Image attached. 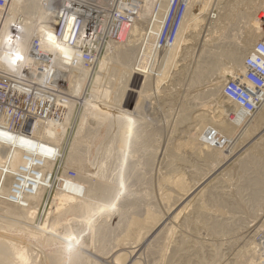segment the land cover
Instances as JSON below:
<instances>
[{
	"label": "rangeland",
	"instance_id": "rangeland-1",
	"mask_svg": "<svg viewBox=\"0 0 264 264\" xmlns=\"http://www.w3.org/2000/svg\"><path fill=\"white\" fill-rule=\"evenodd\" d=\"M227 1L228 0H220V4H218L219 6L221 5L220 7L217 5V7H215V2L211 1L214 3V6L210 3L208 12L211 13L213 10L214 18H211L209 14V22L202 21L199 23L198 27L188 32V43L178 48L177 56L173 61L174 63L172 62L170 64L168 67L169 70L166 72V77L162 79L158 85H155L153 81L159 70L156 72L148 71L147 69L146 72L149 74L145 75L150 76V83L147 81V85H143L144 80H142V76L138 75L140 73L136 71L134 63L138 54L136 51L137 47L130 65L131 67L129 66V71L132 73L130 78L127 77V75L125 76L116 71H112V69L99 70L98 64H102L101 62L107 56L111 55V49H113L114 43H111L110 46L105 48L102 55L99 56L100 58L94 69L75 72L74 68H70L72 73L70 72L69 75L66 76L67 80L64 78L65 75L61 77L58 76L57 81H60L62 78L65 82H68L67 86L65 85L66 89H63V91L67 93L68 102L73 103V106L70 108L73 109V113L68 116L64 115L61 120H59L61 123L67 125V128L65 127V132L62 133L64 136L61 135V138L63 136V140L61 138L57 139L56 137H51L50 139L48 136H45V139L48 138V142H51L52 148H54L51 152H56V156H54V154L50 156L55 164V169H53L51 177L48 173L50 163L44 165L47 166V168L44 169V172H46L44 176L46 179L48 178L47 181H49V189L46 192V196L37 207L35 217L31 220H22L19 223L27 227H34V225L37 224L42 227L45 219L49 221L52 216L54 217L57 213L55 203L57 201V198H55L57 192L66 193V189L62 187V185L66 183V180H63V176L66 174V176H80L81 174L82 176H90V182L99 179L102 180L100 182H103V185H105L104 190H106V194L104 195V192H98L93 196L94 199H92L94 201L92 202L97 206L95 207V211L92 212L93 214H90V218L87 217L89 220L84 218L82 214L80 215V213H78L79 215L70 214L75 215L76 218H72L69 213H65L67 215L64 214L66 216L65 219L69 217H71V219L69 218L64 224H59L56 227V232L52 234L56 241L53 242L56 243L54 244L55 248L53 247V243H48L54 248H52L53 250L59 247L61 248L62 245H60L61 243L59 242L68 239L66 240V242H68L65 244L69 247L73 245L72 247L79 249L82 255L84 254L83 257H85L86 260L85 264H128L129 262H135V260L137 261L135 264H206V262L209 263L208 261L211 259L212 262L215 261L213 264H250V260L253 256L250 249V241L252 240L254 242L253 245H256L254 246L256 253L254 256L258 255V257H264V249L258 241L260 239L264 240V187H255L254 181H252L261 178L262 175L264 177V123L257 127L253 125L252 128L254 129L250 128L251 124H255L260 120L257 118H260L262 111H264L262 109L264 108L262 106L254 115H249L245 118L246 120L244 119L243 122H241L237 120L232 109L226 112L224 111L229 105V101L224 99L226 97L223 95L225 88L229 86L231 82H240L242 78L241 75L244 73L243 70L242 74L234 73L236 76L234 74H229L231 64L226 54L231 50L240 51L242 49L247 35L252 31V27L258 26L255 12L257 13L258 10L263 8L264 0ZM229 2L234 4H228ZM189 4H192V0ZM222 4L225 6L223 9L221 8L223 7ZM48 7L50 6H46L43 9L45 12H49L46 16V20L51 28L53 19L50 14L52 12L50 11L52 9L50 10ZM188 7H190L188 11L192 8V13H196L197 15L201 14L202 6L199 2L194 3L192 7L191 5ZM23 12L24 11H20L21 18L29 22L31 16ZM260 13H258V16H261ZM187 15L188 12L186 16ZM18 16L19 15H16V17ZM37 22L38 20H35L34 23ZM137 24L139 23H136V25L134 24L133 27H139ZM36 32V29H34L32 33H24L26 36L24 37H28L29 39L27 40L29 42L31 37L40 35L37 34L40 32ZM129 33L132 34V31H129L122 42L118 43L123 45L126 39L128 40L127 36H129ZM173 34L175 33L172 32V35ZM192 35H194V37H191ZM172 37L173 36L169 37L171 41ZM258 37L260 38L261 35ZM257 40L258 38L253 43L255 44ZM253 43L248 47L244 55L248 53L250 50L249 48L254 45ZM58 50L60 49L52 50L51 58L55 56L57 52L62 54L61 51ZM70 55L71 53L65 56L69 57ZM160 61H162V59ZM162 64L160 62V66ZM54 67H56L54 70L57 71L58 75H63V73L66 72L64 71L65 69H62L61 65H54ZM153 69H155V67ZM201 69L202 71L205 70V74L204 72L200 73ZM3 71L8 70L3 69ZM208 71H210V74ZM17 74L18 73H15V75ZM45 76L44 74V78ZM224 78L227 81L224 80L222 83L220 93L217 94L219 97L215 95L212 97L210 96L211 100L217 97L216 99L219 101H216L219 102L218 104H221L218 106V104H213L210 98L207 97V90L211 88L210 84L214 81L218 79L223 80ZM39 89L42 90V88ZM204 91L207 93V96H205L206 93ZM223 100L224 106L222 102H220ZM68 102L65 105H67ZM140 102L141 104H139ZM55 103H57V101H55ZM60 104H58L57 107H61L62 104ZM65 105L62 106V113L67 110V106ZM30 108L31 111L29 110V112H33L35 106ZM92 110L96 112V116H99V119H94L95 121L92 119V123L88 126L89 122H91V120L89 121L88 119V113L92 112ZM42 112H44L43 109L39 108L38 105L34 111L36 115L34 118L39 121L34 122L32 120L29 122L23 120L24 118L22 117H24V115L19 111L17 124L23 127L25 131H28L31 127L39 126L43 124V121H40V119H46ZM83 112L85 113L83 119L84 124L80 126L78 131H75L77 127L76 124L79 121L78 119ZM115 113L122 114L126 116V118H120V120H118L119 122L121 121L119 124L117 122L115 123ZM241 113L242 112H239L238 114L241 115ZM9 119V116H7V118L1 116L0 127L6 126ZM27 122L30 124L26 127ZM113 122L114 124L112 125ZM116 128L119 129L116 131ZM141 129L146 131L144 132ZM39 131L40 130H38V132ZM148 131L150 132L148 133ZM216 131H219L218 140L220 144L216 143L215 145L213 144V140L214 142L216 140ZM132 132L134 133L132 134ZM94 134L97 136H93ZM150 134H152V136ZM92 136L95 137L93 141H91L93 138ZM132 138L134 141L132 140L131 143ZM80 140L82 142L77 146L79 148L77 149L78 152H75L79 154L82 162V165L78 167L76 163L72 164L71 160L68 161L72 149L69 150L67 146L71 144L74 146L76 142ZM70 141H72V143L68 145L67 143ZM8 146V150L16 148V137L12 138V144ZM18 146H20L18 152L21 153L22 142H20ZM214 151L225 155V158L223 157L219 162L217 160H220V158L212 159L210 155ZM157 152L158 154H156ZM247 152H250L249 155L251 157ZM252 155H254V157ZM29 164L28 170L30 172L41 168L37 166L32 167V161H30ZM98 171L100 174L103 173L101 174L103 176H98ZM176 180L183 182L185 191L175 186L174 183ZM196 182H199V185L198 183L196 184ZM91 184L94 183L92 182L86 185L87 188L90 187L89 185ZM192 184L193 188L191 187ZM109 186H112L111 189L113 190L111 191H114V194L108 189L109 194L107 195L108 191L106 188H110ZM183 191L187 193H183ZM166 192L167 194H165ZM162 193H164V196ZM168 194L170 197H166ZM234 194H237L238 197ZM100 195L102 197H100ZM183 195L186 197H183ZM112 196L114 197L112 198ZM136 196L141 198L139 199ZM120 197L122 199H127L122 200ZM166 198L168 199L166 200ZM107 199H109V202ZM124 200L125 202H123ZM5 201L8 202L6 199ZM173 202H175V204ZM123 203L127 206L123 205ZM185 203L187 205H185ZM183 205L185 206L183 207ZM205 208H207V210ZM149 209L155 211L160 217L162 216L161 223L159 222V224L152 228L144 237H138L137 234L139 230L137 228H130L127 220L135 216V218L142 217L143 219ZM121 210L123 211L122 214ZM2 211L3 210L0 209V214ZM131 213L134 214L132 215ZM119 214L121 215L119 216ZM142 214L143 216H141ZM187 214L189 216H187ZM81 216L87 219V222L85 220H83L84 222L81 221ZM0 218V245L2 247L6 246L3 244L5 242H13V246L16 245L15 247L18 246L19 249L26 252L28 251L27 253L28 255L30 254V258L33 259V256H35V258L37 257L36 259L34 258L36 261L33 259V264H38V262L39 264H50L48 252L51 253V251H53L52 249H48V246L44 245V243L40 244L39 241L36 242V240L34 241L32 238L25 237V235L20 237L18 234L15 235L13 232L5 230L7 226L3 225H6V223L8 225L11 220L9 218L6 220V218L1 217V215ZM30 221H32L31 223H34V225H32ZM126 224L130 229L126 227ZM256 224L258 226L259 224L262 225L257 228ZM1 225L2 229L5 227L3 231ZM250 225H254V229L257 228L254 235L253 232H249V229H253L252 227L250 228ZM103 227L107 228L104 229ZM95 228L97 229L95 230ZM126 229L133 232L132 234L134 235L130 236H133L132 240L129 236L125 235V233L129 232ZM48 230H50L49 227L45 226L42 233L48 235L50 234ZM99 232H102V236ZM120 233L127 236L129 240ZM55 234L57 235L55 236ZM96 235L98 236V240H95ZM57 236L63 240L56 238ZM67 237L72 238L70 240ZM136 237L139 239H136ZM26 239L28 240L26 241ZM100 239H103V241H99ZM69 240L73 243H69ZM115 242H117L118 245ZM43 245L45 247H43ZM99 245L100 247H98ZM103 245L108 247V249ZM49 248L51 247L49 246ZM156 249H159L158 251L160 252ZM126 252L130 255L128 256V254H125L127 258L122 257L126 261H115L117 254ZM2 264H5V261L2 262Z\"/></svg>",
	"mask_w": 264,
	"mask_h": 264
},
{
	"label": "bare ground",
	"instance_id": "bare-ground-1",
	"mask_svg": "<svg viewBox=\"0 0 264 264\" xmlns=\"http://www.w3.org/2000/svg\"><path fill=\"white\" fill-rule=\"evenodd\" d=\"M191 1V0H190ZM214 1L215 2V7L219 6L218 4H220V0H192V4H189L191 5V7L193 6L194 3H197L199 2L201 4V14L197 15L196 13H192V8L187 12H188V15L186 16L187 19L184 23V25L182 26L180 33L179 31H177L174 39H173V42L172 44L169 46V48L165 49L162 53V61H161V66L159 67V71L154 79V83L155 85H158V83H160L162 81V79H164L166 77V72H168L169 70V66L170 64L174 61L175 57L177 56V50L180 46H183V45H186L188 42H187V37H188V32L196 27H198L199 23L200 22H209L208 21V15L210 14V12H208V7H209V4L212 3ZM229 1V0H228ZM227 1V2H228ZM233 1V0H232ZM222 2V1H221ZM236 2V1H235ZM238 2V0H237ZM236 2V3H237ZM54 0H10V3H9V9H8V12H7V18L5 19V21L2 23V27L0 28V47L3 48V50L1 51L0 49V67H2L1 69L3 70H8L6 72H16L17 69L20 68V64L13 66V61H14V56H21L22 59H23V62H28V64L30 63L32 65V67H30V70L31 72H33L32 69H35V67H33V65L36 63L35 61H33V63H31V60L28 58V57H25L27 56L28 54H26V49L28 48V40L29 39L28 37L25 38V34L24 33H28V32H33L34 29H36L37 32H40V33H37V34H43L41 36V40L40 42L37 41V45L35 47H37L38 50L42 51L43 55L47 58H51V53H52V50H56V49H60L58 51H61V53L63 55H68V54H72V52L70 50H68L67 48H64L62 46L58 47L56 45H53L52 43H49L47 42V39H48V36L49 34L51 35V32H50V27H49V24L46 20V16L49 14V12H45L44 11V7L46 6H50L48 7L50 10L52 9L53 10V6H54ZM213 6H214V3H212ZM228 4H234V3H228ZM217 5V6H216ZM227 5V4H226ZM44 6V7H43ZM221 6V5H220ZM219 6V7H220ZM223 6V4H222ZM152 7H153V0H143L142 4H140V14H139V19L145 21V18L150 14L151 10H152ZM225 6L221 7L222 9L224 8ZM190 8V7H188ZM227 8V6H226ZM225 8V9H226ZM264 8V6H263ZM221 9V10H222ZM51 10V12H52ZM210 10V9H209ZM20 11H24L23 13H27V15L31 16L29 18V22L22 19L21 18V15H20ZM258 11H261V10H258ZM257 11V12H258ZM246 12V11H245ZM187 14V13H186ZM246 14V13H245ZM256 14V12H255ZM16 15H19L20 16V21H19V24H20V39L17 41V44L19 45V49H15L13 51V53L15 55H13L11 53V51L8 49L11 47V43H9V41L7 42L8 38H9V24H10V21L11 19ZM160 15V13H159ZM254 15V14H253ZM0 16H1V10H0ZM249 16V15H247ZM256 16V15H255ZM245 17V16H244ZM254 17V16H252ZM251 17V18H252ZM247 18V17H246ZM35 20H38L37 23H34ZM213 22V21H211ZM37 25V26H36ZM156 30L158 29V23H156ZM140 28L139 27H131L130 31H132V34L135 35V33L138 34ZM187 32V33H186ZM186 33V34H185ZM179 35V36H178ZM261 35V31L259 29V25L258 26H253L252 27V31L249 32V34L247 35L246 37V41L243 43V46H242V49L240 51H234V50H231V51H228V53L225 54L228 55L227 58L229 59V62L231 64V68L229 69V74L230 75H233L234 73H241L242 74V71L244 70V66H243V57L245 56V52H247V49L248 47H250L252 45V43L257 39L259 38L258 36ZM25 36V37H24ZM39 36V35H38ZM128 37V40L126 39V41L122 44H119V43H114V47H112L113 49H111V55L107 56L101 63L102 64H98L99 66V70H108V69H112V71H116L118 72L119 74H122V75H127V77H131L132 73L129 71V66L131 65V62H132V59L134 57V54L135 52L137 51L136 50V47L135 46V40L129 35L127 36ZM191 37H194V35H192ZM198 37V36H197ZM196 38V37H195ZM194 40V39H193ZM6 41V42H5ZM198 41V40H197ZM193 42V41H192ZM254 44V43H253ZM110 46L107 45L106 47ZM5 47V48H4ZM181 49V48H180ZM183 49V48H182ZM239 49V48H238ZM250 49V48H249ZM136 50V51H135ZM189 50V49H188ZM200 50V49H199ZM186 52V51H185ZM223 53V54H224ZM183 55V54H182ZM224 56V55H223ZM186 57V56H185ZM226 58V57H225ZM57 63V64H56ZM54 62V65H61L62 69H64L63 67V63H60V62ZM174 63V62H173ZM213 63V61H212ZM220 63V62H219ZM229 64V65H230ZM214 65V64H213ZM131 67V66H130ZM172 67V65H171ZM217 67V66H216ZM213 68V67H212ZM204 69V68H203ZM217 69V68H216ZM214 69V70H216ZM16 70V71H14ZM210 70V69H209ZM65 71V70H64ZM201 72L200 73H203L204 71H202V69L200 70ZM213 71V70H212ZM9 72V73H10ZM134 72V71H133ZM209 74H210V71H208ZM214 72V71H213ZM219 72V71H218ZM17 73V72H16ZM207 73V71H206ZM227 73V72H226ZM196 75H198L197 73H195ZM194 74V75H195ZM205 74V72H204ZM234 74V75H235ZM140 76H142V80L143 81V85H147V81L149 82V78L150 76H147V75H142V74H138ZM223 75V74H222ZM227 75V74H225ZM243 75V74H242ZM241 75V76H242ZM59 77L60 76H64L63 75H58ZM199 76V75H198ZM197 76V77H198ZM201 76V75H200ZM203 76V75H202ZM236 76V75H235ZM223 77V76H222ZM44 78V74H43V77ZM46 78V76H45ZM64 78L66 79V76H64ZM233 78V77H232ZM198 79V78H197ZM196 79V80H197ZM222 79V78H221ZM221 79H218L217 81H214L212 84H210L211 88H209L208 91V96H207V93L205 94V96L209 97L210 96H218L217 94L220 93V87L222 85V83L224 82L225 78L223 80ZM236 79V78H235ZM240 79V78H239ZM238 79V80H239ZM67 80V79H66ZM227 81V80H225ZM240 81V80H239ZM150 83V82H149ZM209 86V85H208ZM72 90V89H71ZM222 91V90H221ZM219 97V96H218ZM217 98V97H216ZM216 98L212 99L210 98V100L213 102V104H218L219 100H217ZM224 98V97H223ZM227 100V98H224ZM209 100V99H208ZM209 100V101H210ZM217 100V101H216ZM221 100V99H220ZM225 100V102H226ZM5 101V100H4ZM210 101V102H211ZM215 101V102H214ZM222 102V104L224 103V100L223 101H220ZM229 105L227 106L226 104V108H225V112L226 111H229V109H232L234 112V115L235 117L237 118V120H240L241 122H243V120L246 118L245 116V112L239 107H235L233 106L232 103L228 102ZM57 104V103H56ZM60 104V103H59ZM141 104V102L139 103ZM39 105V104H38ZM58 105V104H57ZM61 105V104H60ZM65 105V104H64ZM63 105V106H64ZM221 105V104H218V106ZM67 110L65 111L64 115L65 116H68V115H71L73 113V109H70L72 106H73V103L71 102H68L67 105ZM216 106V105H215ZM224 106V104H223ZM235 107V108H232V107ZM223 108V107H222ZM263 108H264V105H263ZM50 109V108H48ZM35 110V108H34ZM62 110V109H61ZM264 110V109H262ZM19 109H16V111L14 112V115L11 116V114H9V121L8 124L4 127H0V209L3 210L1 212V217L3 218H6V220H8L7 218H9L11 221H9L8 225L6 223V225H3V226H7L5 230L7 231H11L13 232L15 235L18 234L20 237L22 235H25V237H28V238H32L34 239V241L36 240L39 241L40 244L44 243V245H47L48 246V249H52L56 244V243H53L55 241L54 237H53V233L56 232V227L59 225V224H64L65 221H67L69 218L71 219V217L73 218H76V214L79 215L78 213H80V215L82 214L84 218H87L89 217L90 218V214L92 212L95 211V207L97 206L96 204H93L94 201L93 199V196L96 195L98 192H104V195L106 194V190L105 189V185H103V182H100L102 180H95V181H92L94 184H91L89 185L90 187L87 188L86 185L92 183L90 182V176L87 177V175H84L82 176L80 174V176L78 175H75V176H63L64 179L63 180H66V183H64V185H62V187H64V189H66V193H58L57 192V195L55 196V198H57V201L55 202L56 203V214L55 216L48 221L47 219L44 220L43 222V226H39L38 224L37 225H34V223H31L32 221H30V223L32 225H34V227H31V226H25V225H22L21 223H19L20 221L24 220H31L35 217L36 215V210H37V207L40 205V203H42L43 199L45 198L46 196V192L48 191L49 189V184L46 179V177L44 175H46L44 172V169L47 168V166H44L48 163H50L49 165V175H51L52 177V171L53 169H55V164L54 162L51 160L50 156H52V154H54V156H56V152H51V150H54V148H52V143L51 142H48L51 137H56L57 139H60L61 138V135L64 136V133L65 132V127L67 128V125L61 123L60 121H55V120H44L43 121V124L39 125V126H34V127H31L28 131H25L24 129L22 128H19V124L18 123V117L17 115H19ZM44 111V110H43ZM231 111V110H230ZM34 112V111H33ZM239 112H242L241 115L238 114ZM44 113V112H42ZM17 114V115H16ZM38 114V113H36ZM116 115V118H115V123L117 122L118 124L121 122H119L118 120H120V118H126V116L122 115V114H119V113H115ZM84 116H85V113L83 112L81 115H80V118L78 119L79 121L77 122L76 124V130L75 131H78V129L80 128V126H82L83 123V119H84ZM88 119L89 121L91 120V122H89L88 126H90V123H92V121L94 119H99V116H96V112L94 110H92V112H89L88 113ZM259 116V115H258ZM113 117V116H112ZM93 119V120H92ZM257 119H260L259 121H257V123L255 124H251L250 125V128L251 129H254L252 128L253 125H255L256 127L259 126L260 124L264 123V111H262V115L260 116V118H257ZM246 120V119H245ZM253 120V121H254ZM95 121V120H94ZM98 122V121H96ZM210 122V121H209ZM246 122V121H245ZM143 123V122H142ZM146 123V122H145ZM94 124V122H93ZM114 124V122L112 123V125ZM247 124V123H246ZM19 125V126H17ZM111 125V123H110ZM117 126V125H116ZM138 126V125H137ZM145 126V125H144ZM147 126V125H146ZM254 126V127H255ZM101 127V126H100ZM150 127V126H149ZM255 127V128H256ZM142 128V127H141ZM146 128V127H145ZM99 129V128H98ZM97 129V131H98ZM119 129V128H118ZM116 128V131L118 130ZM137 129V128H136ZM144 129V128H143ZM141 129V130H143ZM148 129V128H147ZM249 129V128H248ZM38 130H40L38 132ZM250 130V129H249ZM138 131V130H137ZM144 131V130H143ZM146 131V130H145ZM144 131V132H145ZM140 132V131H139ZM150 131H148L149 133ZM134 132H132L133 134ZM138 133V132H137ZM142 133V132H141ZM247 133V132H246ZM24 134V135H23ZM139 134V133H138ZM137 134V136L139 137V135ZM143 134V133H142ZM219 131H216L215 132V135L217 136L216 137V140L214 142L213 140V144L216 145V143H219ZM26 135V136H25ZM152 136V134H150ZM28 136V137H27ZM45 136H48V138L45 139ZM62 136V138H63ZM93 136H97L96 134H94ZM92 136V137H93ZM105 136H106V133H105ZM132 136V135H131ZM144 136V135H143ZM148 136V135H147ZM154 136V135H153ZM238 136V135H237ZM16 137V148L15 149H7L9 146V144H12V138ZM93 137L91 141H93V139L95 138ZM61 138V139H62ZM107 138V137H106ZM148 138V137H147ZM147 138H145L146 140H148ZM157 138V137H155ZM159 138V137H158ZM45 139V140H44ZM264 139V138H263ZM262 139V140H263ZM63 140V139H62ZM132 140L133 138L131 139V143H132ZM136 140V139H135ZM144 140V139H143ZM142 140V141H143ZM152 140V139H151ZM229 140V139H228ZM134 141V140H133ZM145 141V140H144ZM143 141V142H144ZM153 141V140H152ZM155 141V140H154ZM20 142H22V152L19 153L18 152V148H20V146H18V144H20ZM80 142H82L81 140L80 141H77L76 144L73 146L72 144L70 145V143H72V141L68 142L67 144L70 145V146H67V148L72 149L71 151V155L69 156V160H71V163L72 164H77L76 166L79 167V165H82V162H81V159L79 157V154H76L75 152H78L77 149H79L77 146H79ZM150 142V141H149ZM161 142V141H160ZM181 142V141H180ZM194 142V141H193ZM137 143V141H136ZM135 143V144H136ZM155 143V142H154ZM157 143V142H156ZM262 143V142H260ZM264 143V142H263ZM86 144V143H85ZM134 144V145H135ZM141 144V143H140ZM153 144V143H152ZM159 144V142H158ZM178 144V143H177ZM220 144V143H219ZM82 145V144H81ZM80 145V147H81ZM84 145V144H83ZM218 145V144H217ZM236 145V144H235ZM262 145V144H261ZM73 146V147H72ZM89 146V145H88ZM149 146V145H147ZM156 146V144H155ZM154 146V147H155ZM160 146V145H159ZM179 146V145H178ZM258 146V145H257ZM260 146V145H259ZM134 147V146H133ZM143 147V146H142ZM141 147V148H142ZM66 148V149H67ZM147 148V147H146ZM156 148V147H155ZM154 148V149H155ZM161 148V147H160ZM178 148V147H177ZM228 148V147H227ZM230 148V147H229ZM90 149V148H88ZM137 149V148H136ZM145 149V148H144ZM149 149V148H148ZM159 149V148H158ZM176 149V148H175ZM139 150V149H138ZM137 150V151H138ZM173 150V149H172ZM153 151V149H152ZM219 151V150H218ZM141 152V151H140ZM139 152V153H140ZM143 152V150H142ZM151 152V151H150ZM174 152V151H173ZM251 152V150H250ZM250 152H247L248 155ZM149 153V152H148ZM219 153V154H218ZM217 151H214L210 157H212V159H218L220 158V160H217L218 162L222 160V158L225 156L223 154H220V152ZM141 154V153H140ZM154 154V153H153ZM158 154V152L156 153ZM155 154V155H156ZM139 155V154H138ZM146 155V154H145ZM144 155V156H145ZM142 156H143V153H142ZM250 156V155H249ZM254 157V155H252ZM146 157V156H145ZM154 157V156H153ZM251 157V156H250ZM149 158V157H148ZM152 158V157H151ZM209 158V157H208ZM225 158V157H224ZM142 159V157H141ZM245 159V158H244ZM74 160V161H72ZM143 160H144V157H143ZM142 160V162H143ZM151 160V159H150ZM30 161H32V167L34 166H37L38 168H40L39 170H34V171H29L28 168H29V163ZM146 161V160H145ZM74 162V163H73ZM147 162V161H146ZM149 163V162H148ZM245 163V162H243ZM34 164V165H33ZM143 165V164H142ZM149 165V164H148ZM81 167V166H80ZM147 167V166H146ZM141 169V168H140ZM144 169V168H143ZM212 169V168H211ZM102 170V169H101ZM99 170V171H101ZM142 170V169H141ZM140 170V171H141ZM263 170V169H262ZM64 171V170H63ZM98 171V176L103 174ZM264 171V170H263ZM66 172V171H65ZM47 173V175H48ZM143 174V173H142ZM103 176V175H101ZM62 177V176H61ZM261 177V176H260ZM102 178V177H101ZM51 180V179H50ZM254 181V185L255 187H264V177L262 175L261 178H258L257 180H252ZM89 182V183H88ZM198 183L199 185V182H196V184ZM175 186H177V188L181 189V190H184L183 186V182L182 181H179V180H176L175 181ZM195 184V185H196ZM202 184V183H201ZM253 184V183H252ZM194 185V186H195ZM253 185V186H254ZM190 186V185H189ZM193 186V184L191 185V187ZM110 187V186H109ZM196 187V186H195ZM112 186L110 188H106L107 191L108 189L113 190L111 189ZM183 188V189H182ZM193 188V187H192ZM197 188V187H196ZM187 189V188H185ZM189 190V189H188ZM257 190V189H255ZM185 191V190H184ZM183 193H187V192H184ZM187 191V190H186ZM192 191V190H191ZM239 191V190H238ZM261 191V190H260ZM112 192V191H111ZM114 192V191H113ZM112 192V193H113ZM168 192V191H167ZM167 192L165 194H167ZM189 192V191H188ZM146 193V192H145ZM258 193V192H257ZM109 194V191L107 193V195ZM114 194V193H113ZM116 194V193H115ZM164 193H162L163 195ZM190 194V193H189ZM204 194V193H203ZM242 194V193H241ZM103 195V194H102ZM111 195V193H110ZM146 195V194H144ZM186 195V194H185ZM185 195H183V197H186ZM188 195V194H187ZM201 195V193H200ZM199 195V196H200ZM237 196V194H234ZM132 196V195H131ZM130 196V197H131ZM134 196V195H133ZM142 196V195H141ZM161 196V195H160ZM164 196V195H163ZM169 196L166 195V197ZM242 196V195H241ZM100 197H102L100 195ZM106 197V196H105ZM114 196H112L113 198ZM129 197V196H128ZM138 197V196H136ZM170 197V196H169ZM168 197V198H169ZM172 197V196H171ZM182 197V196H181ZM180 197V198H181ZM198 197V196H197ZM196 197V198H197ZM238 197V196H237ZM236 197V198H237ZM255 197V196H254ZM93 198V199H92ZM106 198H109V197H106ZM121 198V197H120ZM139 198V197H138ZM136 198V199H138ZM141 198V197H140ZM139 198V199H140ZM144 198V197H143ZM142 198V199H143ZM166 198V200L168 199ZM179 198V199H180ZM195 198V200H196ZM201 198V197H199ZM204 198V197H203ZM233 198V197H232ZM8 200V202L5 201ZM92 199V200H91ZM103 199V198H102ZM122 199V198H121ZM123 199H127V198H123ZM122 199V200H123ZM141 199V200H142ZM147 199V198H146ZM149 199V197H148ZM165 199V198H164ZM163 199V200H164ZM171 199V198H169ZM202 199V198H201ZM200 199V200H201ZM243 199V198H242ZM105 200V199H104ZM103 200V201H104ZM131 200V199H129ZM144 200V199H143ZM205 200V199H204ZM241 200V199H240ZM244 200V199H243ZM100 201V200H99ZM102 201V203H103ZM107 201L109 202V199H107ZM127 201V200H126ZM135 201V200H134ZM140 201V200H139ZM145 201V200H144ZM187 201V200H186ZM185 201V202H186ZM189 201V199H188ZM237 201V200H236ZM125 202V200L123 201ZM129 202V201H127ZM131 202V201H130ZM143 202V201H142ZM147 202V201H146ZM150 202V201H149ZM153 202V201H152ZM151 202V203H152ZM156 202V201H155ZM165 202V201H164ZM177 202V201H176ZM183 202V201H182ZM193 202V201H192ZM235 202V201H234ZM96 203V202H95ZM122 203V202H121ZM132 203V202H131ZM129 203V204H131ZM136 203H137V200H136ZM139 203V202H138ZM148 203V202H147ZM166 203V202H165ZM175 204V202H173ZM172 203V204H173ZM178 203V202H177ZM187 203V202H186ZM185 203V205H187ZM199 203V202H198ZM213 203V202H212ZM236 203V202H235ZM242 203V202H241ZM240 203V204H241ZM135 204V203H134ZM150 204V203H148ZM216 204V203H215ZM95 205V206H94ZM123 205H125L123 203ZM145 205V204H144ZM183 205V207L185 206ZM207 205V204H206ZM210 205V204H209ZM100 206V205H99ZM127 206V205H125ZM137 206V205H136ZM143 206V205H142ZM149 206V205H148ZM155 206V205H154ZM157 206V205H156ZM198 206V205H197ZM217 206V205H216ZM226 206V205H225ZM233 206V205H232ZM241 206V205H240ZM54 207H55V204H54ZM129 207V206H128ZM145 207V206H144ZM142 207V208H144ZM174 207V206H173ZM192 207V206H191ZM201 207V206H200ZM207 207V206H206ZM246 207V206H245ZM98 208V207H97ZM101 208H102V205H101ZM124 208V206H123ZM137 208V207H136ZM147 208V207H146ZM150 208V206H149ZM153 208V207H151ZM202 208V207H201ZM220 208V207H219ZM53 209V208H52ZM100 209V208H99ZM107 209V207H106ZM128 209V208H127ZM126 209V210H127ZM188 209V208H187ZM199 209V208H198ZM207 210V208H205ZM97 210V209H96ZM141 210V209H140ZM138 210V211H140ZM154 210V209H153ZM209 210V209H208ZM231 210V209H230ZM53 211V210H52ZM106 211V210H104ZM125 211V210H124ZM132 211V210H131ZM135 211V210H134ZM137 211V213H138ZM145 211V210H144ZM192 211V210H191ZM55 212V211H54ZM122 210H121V214H122ZM130 212V211H129ZM128 212V213H129ZM142 212V211H141ZM181 212V211H180ZM65 213H69L70 214H75V215H70L71 217L69 218H66L65 219ZM232 213V212H230ZM234 213V212H233ZM239 213V212H238ZM243 213V212H242ZM54 214V213H53ZM65 214V215H64ZM93 214V213H92ZM119 214V216L121 215ZM132 214V213H131ZM134 214V213H133ZM132 214V215H133ZM139 214V213H138ZM145 214V212H144ZM189 214V213H188ZM187 214V216H189ZM89 215V216H88ZM140 215V214H139ZM138 215V217H139ZM238 215V214H237ZM243 215V214H242ZM123 216V215H122ZM143 216V214L141 215ZM167 216V215H166ZM82 217V216H81ZM80 218L82 219L81 221L83 220H87V219H84V218ZM128 217V216H127ZM126 217V218H127ZM131 217V216H130ZM136 217V216H135ZM135 217H132L130 220H127L128 221V226L130 228H137L139 231H138V234L137 236H142L144 237L147 233H149L152 228H154L156 225L159 224V222L162 220L161 217L155 212V211H151V209L147 210L146 212V215L144 216V218L142 219V217H139V218H135ZM186 217V216H185ZM237 217V216H236ZM248 217V216H247ZM251 217V216H250ZM121 218V217H120ZM125 218V219H126ZM129 218V217H128ZM141 218V219H140ZM183 218V217H182ZM188 218V217H187ZM247 219V218H246ZM256 219V218H255ZM1 220V218H0ZM6 220H3V221H6ZM89 220V219H88ZM122 221L124 219H121ZM182 220V219H181ZM185 220V219H183ZM76 221V220H75ZM93 221V220H92ZM125 221V220H124ZM260 221V220H259ZM79 222V220H78ZM77 222V223H78ZM84 222V221H83ZM87 222V221H86ZM184 222V221H182ZM186 222V221H185ZM263 222V221H262ZM5 223V222H3ZM29 223V224H30ZM90 223V222H89ZM125 223V222H123ZM122 223V224H123ZM161 223V222H160ZM187 223V222H186ZM24 224V223H23ZM28 224V223H27ZM30 224V225H31ZM88 224V223H87ZM101 225H103L102 223H100ZM99 224V225H100ZM180 224V223H179ZM184 224V223H183ZM182 224V225H183ZM254 224V223H253ZM41 225V224H40ZM125 225V224H123ZM262 225V224H261ZM259 224V226L256 224L257 228H259L261 226ZM49 227L50 230H48L50 234L48 235H44L42 233V231L44 230V227ZM105 226V225H104ZM216 226V225H215ZM254 225H250V228L252 227L253 228ZM69 227V226H67ZM126 227H127V224H126ZM127 227V228H129ZM185 227V226H183ZM213 227V226H212ZM217 227V226H216ZM5 228V227H4ZM3 228V229H4ZM65 228V227H64ZM98 228V226H97ZM95 228V230L97 229ZM100 228V227H99ZM104 228V227H103ZM102 228V230H103ZM107 228V227H106ZM104 228V229H106ZM129 228V229H130ZM171 228V227H170ZM187 228V227H186ZM256 228V229H257ZM1 229H2V225H1ZM2 229V231H3ZM43 229V230H42ZM72 229V227H71ZM109 229V228H108ZM107 229V230H108ZM121 229V228H119ZM167 229V228H166ZM184 229V228H183ZM256 229H252L250 230L249 229V232H253V235L254 233L256 232ZM58 230V229H57ZM100 230V231H102ZM127 233H125V235L127 236H131V235H134L132 234L133 232H131L130 230L126 229ZM165 230V229H164ZM70 231V230H69ZM98 231V230H97ZM106 231V230H105ZM122 231V230H120ZM125 231V229H124ZM137 231V230H136ZM179 231V230H178ZM108 232V231H107ZM123 232V231H122ZM169 232V231H168ZM96 233V232H95ZM100 233V232H99ZM102 233V232H101ZM100 233V235H101ZM10 234V233H9ZM13 234V235H14ZM67 234V233H66ZM98 234V233H97ZM108 234V233H107ZM115 234V233H114ZM121 234V233H120ZM167 234V233H166ZM165 234V235H166ZM169 234V233H168ZM14 235V236H15ZM57 234H55L56 236ZM99 235V236H100ZM106 235V234H105ZM119 235V233H118ZM122 235V234H121ZM149 235V234H148ZM159 235V234H158ZM164 235V236H165ZM18 236V237H19ZM64 236V235H63ZM62 236V237H63ZM66 236V235H65ZM70 236V235H69ZM102 236V235H101ZM107 236V235H106ZM110 236V235H109ZM123 237H126L128 238L127 236H124L122 235ZM168 236V235H167ZM16 237V236H15ZM82 237V236H81ZM97 237V239H96ZM95 237V240H98V236L96 235ZM111 237V236H110ZM136 237V239L138 238ZM160 237V236H159ZM158 237V238H159ZM163 237V235H162ZM56 238H60V237H56ZM69 238V237H67ZM72 237H70L69 239L71 240ZM102 238V237H101ZM114 238V237H113ZM112 238V239H113ZM118 238V237H116ZM115 238V239H116ZM131 240L133 238L130 237ZM156 238V237H155ZM21 239V238H20ZM61 240H63L62 238H60ZM111 239V238H110ZM139 239V238H138ZM157 239V238H156ZM155 239V240H156ZM160 239V238H159ZM161 239H164V238H161ZM3 240V239H2ZM12 240V239H11ZM19 240V239H18ZM28 239H26L27 241ZM31 240V239H30ZM59 240V239H58ZM68 240V239H66ZM66 240H64L63 242H59L61 243L60 245L61 248H57L53 251H51V253L48 252L50 258H49V263L50 264H85L86 260H85V257L84 254L82 255L81 251L79 249H77L76 247H72V246H68L66 245L65 243ZM69 240V243H73L72 241L70 242ZM103 241V239H100L99 241ZM105 240H106V237H105ZM104 240V241H105ZM125 240V238H124ZM127 240V239H126ZM129 240V238H128ZM6 241V240H5ZM4 241V242H5ZM17 241V240H16ZM115 241H118V240H115ZM139 241V240H138ZM158 241V240H157ZM164 241V240H163ZM255 241V240H254ZM35 242V243H36ZM56 242V241H55ZM107 242V240H106ZM119 242V241H118ZM127 242V241H126ZM133 242V241H132ZM137 242V240H136ZM135 242V243H136ZM1 243V242H0ZM13 243V242H12ZM9 242H5L3 243L4 245H6L5 247L1 246L0 247V261L4 262L5 261V264L9 263V264H33V259L35 258V256H33V259L30 258V254L28 255V251H23L21 249H19V247H15L13 246V244ZM46 243V244H45ZM48 243H53V247L51 246V244L49 245ZM103 243V242H102ZM105 243V242H104ZM111 243V242H110ZM117 244V242H115ZM114 243V245H115ZM162 243V242H161ZM165 243V242H164ZM163 243V244H164ZM187 243V242H186ZM257 243V242H256ZM32 244V243H30ZM37 244V243H36ZM75 244V243H74ZM160 244V243H159ZM158 244V245H159ZM254 242L251 240L250 241V249H251V254H253L251 260H250V264H264V257H258L257 256H254L255 253V247L256 245H253ZM43 245V247H45ZM98 245V244H97ZM118 245V244H117ZM116 245V246H117ZM126 245V243H125ZM185 245V244H184ZM46 246V247H47ZM49 246L51 248H49ZM96 246V245H95ZM104 246V245H103ZM132 246V245H131ZM135 246V245H134ZM151 246V245H150ZM161 246V245H160ZM158 246V247H160ZM260 246V245H259ZM58 247V246H57ZM100 247V245L98 246ZM105 247V246H104ZM103 247V249H104ZM113 247V246H112ZM138 247V245H137ZM182 247V246H181ZM180 247V248H181ZM97 248V247H96ZM108 249V247H105ZM142 248V247H141ZM156 248V247H155ZM154 248V249H155ZM179 248V249H180ZM29 249V248H28ZM42 249V248H41ZM47 249V250H48ZM110 249V248H109ZM150 249V248H149ZM152 249V248H151ZM160 249V248H159ZM158 249V250H159ZM182 249V248H181ZM180 249V250H181ZM264 249V248H263ZM262 249V250H263ZM31 250V249H29ZM96 250V249H95ZM102 250V249H100ZM111 250V249H110ZM157 250V249H156ZM157 250V251H158ZM31 252V251H30ZM42 252V251H41ZM105 252V250H104ZM107 252V250H106ZM111 252V251H109ZM129 252V251H128ZM142 252V251H141ZM160 252V251H158ZM163 252V250H162ZM254 252V253H253ZM259 252V251H258ZM33 253V251H32ZM102 253V252H101ZM35 254V253H34ZM43 254V253H42ZM47 254V255H48ZM110 254V253H109ZM125 254H128L127 252L126 253H119L117 254V256L115 257V261L117 262H122L123 258H127V256ZM132 254V253H131ZM140 254V253H139ZM160 254V253H159ZM164 254V253H163ZM264 254V252H263ZM260 255V253H259ZM31 256V257H32ZM86 256V254H85ZM128 256H130L128 254ZM162 256V255H161ZM208 256V255H207ZM216 256V255H215ZM123 257V258H122ZM209 257V256H208ZM214 257V255H213ZM37 258V257H36ZM35 258V259H36ZM47 258V259H48ZM32 259V260H31ZM34 259V260H35ZM87 259V258H86ZM110 259V258H109ZM141 259V258H140ZM210 259V258H209ZM214 259V258H213ZM212 260V259H211ZM210 260V261H211ZM216 260V259H214ZM36 261V260H35ZM126 261V260H125ZM128 261V260H127ZM131 261V260H130ZM133 261V260H132ZM206 261V260H205ZM208 261V259H207ZM208 261L209 263L206 262V264H213L214 262H210ZM2 262H0L2 264ZM7 262V263H6ZM46 262V261H45ZM93 262V261H92ZM137 261L135 260V262L133 261V263L135 264ZM96 263V262H95ZM132 262L128 263V264H133ZM203 263V261H202ZM39 264V262H38ZM44 264V263H43ZM87 264V263H86ZM89 264V263H88ZM97 264V263H96ZM127 264V263H126ZM201 264V263H200ZM205 264V263H204ZM244 264V263H243Z\"/></svg>",
	"mask_w": 264,
	"mask_h": 264
},
{
	"label": "built area",
	"instance_id": "built-area-1",
	"mask_svg": "<svg viewBox=\"0 0 264 264\" xmlns=\"http://www.w3.org/2000/svg\"><path fill=\"white\" fill-rule=\"evenodd\" d=\"M54 2L56 3L50 13L53 24L47 42L67 48L72 54L66 57L57 52L52 58H47L35 47L43 34L31 37L25 52L28 55L25 57H28L31 63L36 62L33 65L35 67L32 69L33 72L30 70L32 65L23 62L21 56H14L13 66L21 65L17 71L14 70L17 75L16 72L7 73L0 67V117L7 118L9 114L12 116L16 109H19L24 115L23 120L38 122L39 120L34 118L35 113L29 110L31 111L32 106L38 107L39 103V108L44 110L46 118L44 120H61L65 113L61 111L62 106L68 102L67 93H64L63 89H66L65 85L67 86L68 82L62 78L57 81L58 73L54 70L56 67L53 63H63L65 76L72 71L70 68H74L75 72L94 69L106 46L122 42L136 23H139L137 25L140 28L138 34L129 33L137 45L135 69L142 75L149 74L146 69L157 72L162 53L171 45L177 31L182 28L191 1L153 0L152 10L145 21L139 19L140 4L143 0H54ZM9 3L10 0H0V28L7 18ZM258 13L261 16H258ZM210 17L214 18L213 10ZM256 20L261 37L243 58L244 73L241 81L231 82L223 91L224 97L233 106L243 108L241 109L246 113V117L254 115L264 105V8L256 13ZM19 21L20 16L13 17L9 24L8 41L11 47L8 49L13 55H15L13 51L19 49L17 44L21 34ZM172 32L175 34L172 35ZM171 36L172 41L169 38ZM43 74L46 75L44 79ZM55 101L62 106L57 107ZM29 122L26 123V127ZM258 241L264 248V240Z\"/></svg>",
	"mask_w": 264,
	"mask_h": 264
}]
</instances>
